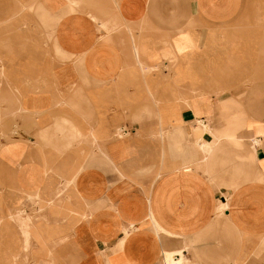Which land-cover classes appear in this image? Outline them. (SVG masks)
Returning <instances> with one entry per match:
<instances>
[{
    "label": "crops",
    "instance_id": "0c3cea01",
    "mask_svg": "<svg viewBox=\"0 0 264 264\" xmlns=\"http://www.w3.org/2000/svg\"><path fill=\"white\" fill-rule=\"evenodd\" d=\"M2 117L53 264H264V0H0Z\"/></svg>",
    "mask_w": 264,
    "mask_h": 264
},
{
    "label": "rangeland",
    "instance_id": "374dc122",
    "mask_svg": "<svg viewBox=\"0 0 264 264\" xmlns=\"http://www.w3.org/2000/svg\"><path fill=\"white\" fill-rule=\"evenodd\" d=\"M4 121L0 118V137L15 129L13 126L8 131ZM63 189L59 186L50 193L25 192V199L19 204L18 201L12 205L0 201V264L12 258L21 259L23 264L48 258L53 264L51 249L64 235L60 233L57 220L68 210L62 201Z\"/></svg>",
    "mask_w": 264,
    "mask_h": 264
}]
</instances>
